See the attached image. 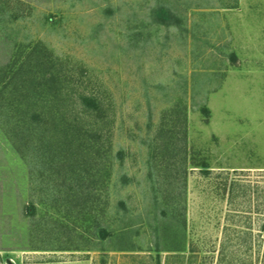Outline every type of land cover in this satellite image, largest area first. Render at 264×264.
Listing matches in <instances>:
<instances>
[{
    "label": "rangeland",
    "instance_id": "rangeland-1",
    "mask_svg": "<svg viewBox=\"0 0 264 264\" xmlns=\"http://www.w3.org/2000/svg\"><path fill=\"white\" fill-rule=\"evenodd\" d=\"M0 264H264V0H0Z\"/></svg>",
    "mask_w": 264,
    "mask_h": 264
},
{
    "label": "trees",
    "instance_id": "trees-1",
    "mask_svg": "<svg viewBox=\"0 0 264 264\" xmlns=\"http://www.w3.org/2000/svg\"><path fill=\"white\" fill-rule=\"evenodd\" d=\"M155 21L160 25H171L176 21L175 16L172 14L170 10L165 7H160L156 9L153 13ZM84 104L90 108L97 109L98 106L94 100L85 98ZM103 237H106L105 231H102Z\"/></svg>",
    "mask_w": 264,
    "mask_h": 264
}]
</instances>
